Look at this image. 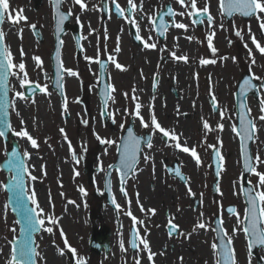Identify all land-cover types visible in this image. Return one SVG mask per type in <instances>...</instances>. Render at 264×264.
I'll return each mask as SVG.
<instances>
[{"label":"rangeland","instance_id":"rangeland-1","mask_svg":"<svg viewBox=\"0 0 264 264\" xmlns=\"http://www.w3.org/2000/svg\"><path fill=\"white\" fill-rule=\"evenodd\" d=\"M41 1V5L34 9V0H8L10 8L6 13V21L2 29L4 39L7 34L11 38L10 45H12V48L9 49L8 47L7 49L11 53L12 63L13 65H19L24 61L28 81L38 83L41 87L47 85V90L44 94L31 99H20L15 97V93L23 92V88H21L17 76L12 75V79L9 82L12 85L9 94L13 103L19 107V109L14 108V110L12 108V125L15 132L26 128L38 144V147L33 148L30 141L26 142L23 138L15 135L20 141L22 152L27 151L32 154L30 165L34 170L36 168L38 177L32 191L35 192L37 201L39 198L36 192L37 190L40 192L43 200V203L38 204L40 209L43 210L40 218L44 219L45 223L42 234H39L35 241L37 244L36 249L39 253L37 257L38 264H44L47 258L49 260L52 252L56 255L59 264H74L71 263L66 255V250L74 246L75 249L78 248L80 253L83 254L86 249L85 241H77L75 234V230H78V232L83 231L79 230L71 222V217L74 215V212L80 209L78 205L81 206L80 198L77 196V190L82 189L80 185H82L83 179L79 178L77 181L74 180V182L72 180V170L78 165L71 162L72 157L69 150L71 149L70 146L75 148V146L80 144V147L76 151L73 150L71 154L74 153L79 156L80 153L85 152L86 147L91 144L89 143L91 140L88 139L86 134L91 132V129L89 131V127L92 126L93 119L91 120V115L84 114L81 104H76L78 103L77 101L76 103L74 102L75 108L72 110L70 97L67 103V112H65L63 104L55 98L53 92H49V80L51 78L49 53L54 43L52 28L54 21L51 0ZM112 1L108 0L109 3ZM80 2L85 5L84 9H81L80 4L75 3V0H62L60 5L63 10L70 14L71 19L69 25L77 22L80 26L81 37H83L82 50L79 56H76L75 53L70 28L67 29L62 37L63 46L60 59L63 70L71 69L78 74L75 77L68 76L66 71H64V79L62 80L66 94L69 93V96L78 94L80 84L97 81L98 70L96 68V61L98 52H102L103 55H109V57L111 54H117L119 62L122 60L127 70L117 72L114 63H111V74L118 76L121 80L119 85L117 84L118 87H116L118 93L115 92L117 98L123 95L121 104L124 111L121 114L119 112L120 119L124 118V112L129 114V116L133 115L130 109L131 97L136 94L139 95L138 98L140 100L143 99L140 103L143 108L141 107L139 111H151L154 108L161 112V107L159 106L163 104V113L170 118L172 121L171 124L174 125L178 113L176 112L177 114L173 115L171 112H165L168 108L170 111H173L175 104H178V107H182L181 105H183L185 110L190 112L191 115L190 119L187 120L178 117L188 129L191 128V133L189 135L186 134L187 138L191 137V140H197L199 143L218 146L222 150H219L222 159L220 160L219 183L216 189L218 195L216 194L215 197L217 199L221 198L226 205L235 202L233 200L235 196L232 197V188L235 187L233 180L234 175L236 176L241 171V164L237 157L239 153L235 156L238 159L235 162L232 159L233 154L231 153V149L233 148L232 143L234 145L237 143L235 145L237 151V145L239 143L234 141V133L236 131L233 128H236L234 120L236 112L235 106H232V104L234 103V92L236 91L241 73L245 72L248 66L254 72L256 81L260 82L264 78V53H261L252 41V38L255 37V40L260 46L264 47V28L261 27V24L264 23V12H260L246 20L235 15L230 21H226L220 13L219 0H196L197 8L202 10L207 5L209 9L208 14L213 17L212 26H209L204 21L202 27L197 28L190 21L191 17L187 15L191 10L188 0H186L183 6L179 0H133V3L137 5V11L134 10L132 17L128 18V24H133L136 29L137 27L139 28V34L144 41L154 42L155 37L152 35L153 25L149 17H154L157 11L164 9V6L167 4H170L176 13L174 21L187 26L186 29H178L176 27L169 29L166 32V41L162 43L163 47L158 48L157 53L158 60L160 57L169 55L171 52H175L177 56L185 55L188 57L187 62L176 60L173 57L169 58L164 64H161L159 60V72L163 73V77L169 80H172L173 77L176 84L161 86L157 89L158 91L156 90V93L154 92L155 94H152L151 87L148 85V81L150 80L148 75H150L153 68L152 65L149 67L148 63H145L147 54H149L147 51L148 48L138 47L131 42L130 36L128 35V26L123 20L121 21L111 14L105 18L101 15V0H80ZM115 2L123 8L128 4V0H115ZM181 12H184L185 15H180L179 13ZM138 13L140 15L139 18ZM9 16L12 17L11 20L8 19ZM20 16H23L25 19H19ZM13 21L17 22L13 23ZM130 21H134L135 23ZM33 25L38 28L42 41L36 38L32 29ZM238 31L241 33L240 36L236 35ZM212 33H214L212 44L217 50L215 54L208 47L207 38ZM149 37H151L150 40ZM120 45L122 48H120ZM117 46H119L122 53L115 51ZM139 52L142 53L140 54ZM24 53L27 55V63L23 58ZM136 55L138 57V63L135 60ZM223 56H226L228 60L227 65H223L221 62ZM34 57L41 58L42 63L39 67ZM86 57L90 59H86ZM201 59H215L216 63L202 65L200 63ZM253 60L255 63H252ZM139 68H142L143 75H141ZM12 71L18 73L20 78H23V74L19 73L18 68L14 67ZM145 77L147 82L144 81ZM256 77L259 79H256ZM215 80L217 84L213 85ZM144 85L147 89L146 93L143 92L141 87ZM171 87L174 88L176 94L170 92ZM133 89H135L134 92ZM209 95H214L216 98L218 105L217 112H214L210 108L208 102ZM114 96L113 100H117V98L114 99ZM80 101L87 103V98H83ZM248 103L250 107L249 114L255 122L254 124H256V135L259 138V142L255 141L252 143V151L255 157L257 155L260 156L258 168L264 172V167L262 166L264 161V132L259 133V127L263 126L264 129V121L259 119L262 115L260 103L252 97H249ZM93 105L95 108L97 107L96 101L90 100L88 106ZM191 109H194L195 112L192 113L190 111ZM89 110L88 108L86 111L89 113ZM221 112H223V117L221 116ZM41 113L43 114L42 116L40 115ZM220 117L222 120H220ZM25 119L27 120V124ZM85 120L88 121L87 124L84 123ZM21 121H23V124ZM76 121L80 122L78 132ZM204 121L208 122L211 131L204 129ZM217 125L226 127L231 134L232 142L228 137L224 138L225 142L220 139L219 130L221 128H218ZM61 129H64L63 133H61ZM257 138L256 140H258ZM63 139H66V141H63ZM260 141H262L261 146L258 145ZM5 146L0 138V161L5 156ZM100 150L103 151L104 148H100ZM196 152L200 163L197 164L195 162L196 164H193V160L191 162L192 165L190 166L189 173L193 178L190 181V190L192 197L199 199L200 203L194 207V201H189L192 213L194 214L195 212L194 215L192 214V219L189 222L191 225L189 234H203L201 241L204 240V243L208 245L210 242L208 228L201 229L197 227L198 223H205V221L200 220L199 217L195 219V216L199 212H208L207 210L210 207L208 200L212 199L210 189L213 182V174L211 164L209 163V150L204 151L202 149L201 151L196 150ZM106 156L107 153H105L104 160ZM4 178L5 174L1 169L0 185L4 184ZM27 181L29 187L30 181ZM169 181V183H158L159 189H155H158L160 196L175 193L174 196L177 198L178 191H180L177 187L181 186L173 182L172 179ZM185 190L189 191V188L186 187ZM5 199L6 192L3 190V187H0V244L7 247V255L0 248V264H8V260L11 257V245L9 242L12 236L18 235L17 230L19 227ZM176 201H174L175 205H177ZM79 212L81 214V211ZM214 214H216V211ZM49 217L55 218L58 223L52 224L48 219ZM63 220L67 223V234H63L62 232L64 225H66ZM60 224L63 226L62 229H60ZM47 227H52L53 231L51 233L47 232L45 230ZM206 234L208 235L207 237ZM80 259L83 260L84 258L80 256L78 260ZM85 261L87 262V260H84L83 263ZM191 264H195L193 260Z\"/></svg>","mask_w":264,"mask_h":264},{"label":"flooded vegetation","instance_id":"flooded-vegetation-1","mask_svg":"<svg viewBox=\"0 0 264 264\" xmlns=\"http://www.w3.org/2000/svg\"><path fill=\"white\" fill-rule=\"evenodd\" d=\"M128 35L131 42L134 45H138V47H143L144 42H147L146 40H142L140 44H137L132 40L131 34L129 33ZM153 36L156 39L153 42L156 44V47L153 49L148 48L149 54H147L145 63H148L149 67L152 65L153 68L150 75H148L150 78L148 85L151 87L152 94H155L159 87L169 84L174 85L176 82L173 77L172 80H169L163 77V73L159 72V60L161 64H164L172 57L169 54L160 57L158 60V48L163 47L162 43L166 41V38L158 39L155 35ZM139 53L141 54L142 52ZM76 56H79V54L76 53ZM99 57L107 61L105 67L106 80L111 84L119 85L121 80L110 72L111 60H109V55ZM135 60L138 63L137 55ZM152 62L154 63L152 64ZM120 63L123 64V61L121 60ZM96 65L97 70H99L98 64ZM139 71L143 75L142 68H139ZM154 77L157 81L155 88H153ZM146 80L145 77L144 81L147 82ZM94 83L95 81L80 84L78 94L72 95V110L75 108L74 102L76 103L77 101L78 103L76 104H81L84 114L91 115V120L93 119L92 126L89 127V131L91 129V132L88 131L89 134L85 133L88 139L91 140L89 142L91 144L79 156L75 154L76 159L74 163L78 166L73 169L71 175L73 176V182L79 178L83 179L80 187L84 190L83 192L79 189L77 190L81 206L78 205L80 209H77L71 217L72 224L83 231L78 232V230H75L77 241H85L86 248L83 254L80 253L78 248V250L74 249L76 261H79L78 258L81 256L84 258L83 261L87 260L83 264H137V261H139V264H161L163 263V258L168 259V264H191L192 260L195 264H217L219 246L224 244L231 249L235 264H264V247L257 246L250 248L249 237L244 232L247 201L240 189L241 171L236 176L234 175L233 180L235 187L232 188V197L235 196L233 199L235 202L227 204L231 205L236 211L228 214L225 211L227 205L223 203L221 198L217 199L215 197L217 192L214 195L211 194L212 199L208 200L210 204L208 212H199L195 216V219L199 217L200 220L205 221L206 227L209 230L210 242L206 245L204 240L201 241L203 236L201 234L196 243L193 240L194 234H189L191 230L189 222L193 214L189 201L193 200V197L189 191L185 190L186 187L190 189V181L193 178L189 173L190 166L192 165V157L189 152L193 147L200 151L202 149L204 151L210 150L208 148L209 144L199 143L194 139L191 140V137L187 138L186 134L189 135L191 133V128L188 129L187 126L184 129L180 128L179 124L183 122L180 121L181 117H179L180 119L176 117L174 125L171 124L172 121L163 112L157 111L154 108L151 111L141 110L139 116L134 115L136 110L132 111L131 114L133 115L131 116L124 112V118L120 119L119 112L121 114L124 108L122 106L113 105L110 107L108 105L106 119L104 120L101 102L95 94ZM92 88L93 95L91 94ZM170 92L176 94L173 87H171ZM82 98H87V103L81 102ZM90 100L97 101L96 108L94 105L88 106ZM141 102L139 101V103ZM88 108L90 109L89 113L86 111ZM91 112L94 114L92 113V115ZM171 113L173 115L177 113L190 115L188 111ZM153 114L156 116L157 122L161 127L170 132L169 137L165 138L158 130H153L151 127V117ZM141 117L149 124L148 128L142 126ZM187 119H190V117H184L183 120ZM78 121H76L77 132L80 125ZM129 128L133 130L135 137L140 138L141 147L137 152L138 161L136 167L130 173L128 179H125L123 183L124 191L122 192V170L120 165H114V162L117 157L118 144L122 141L124 144L128 139L127 129ZM173 132L177 135V140L171 139V133ZM236 135L235 132L234 141L238 142V136ZM148 136H151V148L148 147L145 139ZM101 140L105 142L101 143ZM108 141L112 143H107ZM176 143L180 144V148L174 146ZM79 147L80 144L75 146L74 150L76 151ZM183 147H188L190 151L188 153L183 152ZM100 148H104V150L101 151ZM103 152L107 153L105 160V153ZM146 156L148 159H145ZM257 157L260 156L257 155ZM258 166L259 163H256L255 168H258ZM262 166L264 167V161ZM237 167L239 166L237 165ZM257 168L256 172L264 174L262 169ZM177 169L185 178L184 180H181L175 174V170ZM106 178L110 180L109 188L105 185ZM170 179L181 186L177 187L180 189L177 198L174 196L175 193H171V195L163 194L162 196L158 193V183H169ZM248 179L250 185L255 186L256 191L264 192V188L259 187V176L250 173ZM155 188L158 189L156 190ZM125 192L127 195L124 194ZM113 200H115V204L112 203ZM175 200H177V205H175ZM194 201L196 203L195 207L198 206L200 200L195 198ZM260 207L264 209V204H261ZM214 209L216 214H214ZM149 210H154V213ZM79 211H81V214ZM133 217L136 218L135 221ZM216 217H220V232L224 240L218 241L216 237L215 224L213 222ZM170 220L178 226L179 232L182 235L174 234L169 236L168 224ZM140 221H143V223H140ZM82 223L85 225H81ZM261 223L264 224V219L261 220ZM134 228L137 243L135 249L132 248L130 243L134 238ZM160 233L163 245L156 241ZM143 239H146L149 243V249L147 250L140 243ZM91 241L94 246H104L105 244L106 247H101L100 252L94 251L91 249ZM121 244H123V248ZM213 244L217 245L216 249H213ZM196 245H199L201 251L198 254L194 250ZM149 251L156 254L152 260L148 259Z\"/></svg>","mask_w":264,"mask_h":264},{"label":"snow or ice","instance_id":"snow-or-ice-1","mask_svg":"<svg viewBox=\"0 0 264 264\" xmlns=\"http://www.w3.org/2000/svg\"><path fill=\"white\" fill-rule=\"evenodd\" d=\"M113 2L115 3V0H113ZM179 2L183 5L186 3V0H179ZM52 3H53V7H54L56 14L59 16V20H58V26H59L60 21L67 19V16L59 11L60 0H52ZM75 3L80 4L81 9L85 8V5L82 4L80 2V0H75ZM188 3L190 4L191 10L187 13V15L190 17H195L192 20L193 24L202 23V21L199 20V17L202 15H206L208 25L212 26L213 17L210 14H208L209 9H208L207 5L201 10V9L197 8L196 0H188ZM128 5H129L128 8H121V6L118 3H115L116 14L121 16V17H124L126 11L131 12L132 10L137 9V5L133 3V0H128ZM219 7H220L221 15H224L227 17H232L234 15V13H240L243 16L248 17V16H252V15H257L260 12H264V2H262V0H219ZM8 9H9L8 0H0V23H3V21L5 20V14L8 12ZM179 14L185 15L184 12H181ZM165 15L172 17V16H175L176 13H174L171 6L167 7L166 13H161V16L159 18V27L156 28V31L161 36H163L165 34V31L168 27V23L164 20ZM8 19L11 20L12 17L9 16ZM19 19H25V18L23 16H20ZM149 19L152 21H155L156 17H149ZM15 22H17V21H13V23H15ZM130 22L135 23L134 21H130ZM172 26H174L178 29H186L187 28V26L185 24L176 23L175 21H172ZM221 27H222V25H221ZM261 27L264 28V23L261 24ZM33 28H35L34 25H33ZM213 35H214V33L209 34L207 39H208L209 49H211L212 53L215 54L217 50L215 49V47L212 44ZM236 35L240 36L241 33L238 31L236 33ZM135 38H136V40H142V37L139 34V28L138 27H137V33H136ZM150 39H151V37H149V40ZM189 39H191V38H189ZM3 41H4V33L2 31H0V89L3 90V95L5 97H7V95H8V77L10 75H16L17 78L19 79L21 88H24L25 86H27L29 92L34 93L37 90H39L40 92H46L47 85L41 87L39 84H35L33 86L32 84L29 83V81L27 79V72L25 71L24 63H20L19 65H13L11 53L6 47L3 46ZM252 41L254 44H256L257 49H259V51L261 53H264V47L260 46V44L255 40V37L252 38ZM144 47L145 48H155L156 44L144 42ZM115 51L116 52L120 51L119 46H117ZM250 54H251V50H250ZM170 55L174 59L179 60V61L187 62V60H188L187 56H185V55L177 56L175 52H171ZM57 59L59 61V45L57 47ZM86 59H90V58L86 57ZM233 59H235V58H233ZM34 60L36 61L37 66L39 67L42 63L41 58L40 57H34ZM109 60H111V62L115 64V67L117 69L124 70L123 66L121 64L117 63L114 59H112V57H109ZM96 62L100 64L101 73H103V70L105 68V62L101 61L99 59H97ZM200 63L202 65H206L209 63L214 64V63H216V60L215 59H211V60L210 59H201ZM252 63H255V61L253 60ZM14 67L18 68L19 73L23 74V78H20L18 73L12 71V69ZM61 67L62 66L57 68L56 87L58 89H60L61 91H63V85L61 83V79H62ZM64 71H66L68 76L75 77L78 75L76 72H74L71 69H66ZM97 79L99 80V79H101V77L98 76ZM256 79H259V78L256 77ZM156 86H157V81L154 77L153 78V88H155ZM259 87L261 89H264V83H262ZM105 88L106 89H112L113 91H115L113 85H111V84H106ZM256 88H257V85L252 83L251 79H244L241 86H240V95L246 96V94L250 90H253ZM134 91H135V89H133V92ZM125 95H127V94H125ZM15 96L17 98H20V99H25L24 92H22V91L16 92ZM101 96L103 97V103L105 105V111H106V105L108 103V100L111 99V97L108 95L107 91H102ZM131 99L134 101H138V98L135 95H133L131 97ZM63 107H64V111L67 112V98L66 97H65V102H64ZM141 107H142V105L139 102H137L135 105L136 111H135L134 115H136V116L140 115L139 110ZM212 107H213V110L218 109L217 101H216V98L214 95L212 96ZM0 108L3 109V115L5 117V119L3 121H0V137H2L5 135V130H4L3 126L7 125V123H8V121L6 119V117L8 115V110H9V108L14 109L13 101L10 99L0 101ZM240 108L242 110H245L246 105L242 102L240 104ZM260 110L262 113H264V99L260 100ZM246 111L250 112V109H247ZM17 115H19V113H17ZM221 116L223 117V112H221ZM240 119H241V128L239 130H237L234 127L233 130L237 131L238 134L241 136L242 155H244V165H243L244 169L248 173H254L255 175L259 176L260 177L259 187L264 188V174L256 172L255 167L251 163L250 157L246 154L245 145L243 143V141L246 138L249 140L252 139L251 133H253L255 131V124L251 120L250 117L248 118L246 125H245V116L242 115ZM259 119L261 121H264V115H261L259 117ZM21 123L23 124V121H21ZM84 123L87 124L88 121L85 120ZM141 124L144 128L149 127V124L146 123L142 117H141ZM121 127H123V125H121ZM151 127L153 128L154 131L158 130L160 133H162L163 137H165V138L170 136V132L168 130H165L163 127H161V125L157 122L156 116L154 114L151 117ZM203 127L206 131H211L210 125L208 124L207 121H204ZM217 127L222 129L223 126L217 125ZM60 131H61V133H63L64 129H61ZM127 131H128V139L125 141V143L122 147V150H119V151H121L120 168L122 170V174H121V184H122L121 191L122 192L124 191L123 183H124L125 177L129 173L134 171L135 165L137 162V152L140 150V147H141L140 138H137L133 135V130L131 128H129ZM15 135L17 137H21V138L26 137L27 140L31 142V146L33 148L38 147L37 141L28 133L27 130L21 129L20 131L16 132ZM97 138L99 139V137H97ZM145 139H146L148 147L151 148L152 147L151 136H148ZM171 139L177 140V135L174 132L171 133ZM104 142L105 141L101 140V143H104ZM107 143H112V142L108 141ZM174 146L176 148H180L179 143H176ZM208 147L213 148L214 155H215V158L217 160V175H219L220 174L219 161L222 159V157L220 155L219 150L216 149L215 146L208 145ZM182 151L185 153H188L190 151V149L188 147H183ZM191 155L193 158L196 159V163L199 164L200 160L197 157V152H196V149L194 147L191 149ZM23 157H25V158L29 157V153L27 151H25L23 153ZM145 159H148V157L146 156ZM256 160H257V163L260 162L259 157H257ZM6 167H7L8 171L11 173V176H10L8 182L0 185V187H3L4 189L8 190L9 192H11L13 194V200L15 202V207L20 212V214L23 218L24 228L21 231L25 234L24 239L19 240V241H10L9 242L13 245V247H12L11 257L8 260V264H36V257L39 256V253L36 251V247L34 246V244L31 241V234L37 230L38 225L41 228H43L45 221H44V219L40 218V214L42 213L43 210L40 209V206L36 200L35 192L32 191L31 195H29L25 191L24 175L26 173H28V168L25 165L24 160L21 159L20 154L17 152V150L15 148L12 149L8 159L6 160ZM175 174L178 177H180L181 180L185 179L178 169L175 170ZM29 178L33 181L36 180V177L31 176L30 174H29ZM83 191L84 190L81 189V192H83ZM241 191L245 195V197L248 201V204L250 205L249 208L247 209L246 213H245L246 225L244 227V232L248 235L249 240H250L249 247L250 248L257 247V246L264 247V224L261 223V220L264 219V209H262L260 207L261 204H264V192L256 191L255 186L249 187L247 192H244L243 188L241 189ZM189 193L191 194L190 189H189ZM124 194L127 195L126 192ZM25 197H27V199L30 200L31 204L35 205V207H28L27 204L25 203ZM112 203L115 204V200H113ZM5 207H7V205H5ZM149 211L154 213V210H149ZM227 211L229 214H232L236 210L234 208L230 207V208H228ZM48 219L51 221L52 224L58 223V221L53 217H49ZM135 219L136 218L133 217L134 221H135ZM140 223H143V221H140ZM215 223L219 226L220 220L217 219ZM197 227H199L201 229H205L206 224L203 222H200V223H198ZM45 230L47 232L51 233L53 231V228L47 227ZM214 230L219 231V229H214ZM168 231H169V236H172L174 234L182 235V233L179 232L178 226L175 225L174 223H172L171 220L169 221V224H168ZM133 237L134 238L131 240L130 243H131L132 248L135 249L137 247V243H136V239H135V228L133 229ZM220 239H223V237H220ZM140 243L143 244L144 249H146V250L149 249V243L146 239L141 240ZM121 247L123 248V244H121ZM216 248H217V245L213 244V249H216ZM219 248H220V250L217 253V255H218L217 264H235V260L233 259L231 249L224 244H221L219 246ZM154 255H156V254L151 253L149 251L148 259L152 260ZM77 264H83V260L81 259V260L77 261ZM137 264H139V261H137Z\"/></svg>","mask_w":264,"mask_h":264},{"label":"water","instance_id":"water-1","mask_svg":"<svg viewBox=\"0 0 264 264\" xmlns=\"http://www.w3.org/2000/svg\"><path fill=\"white\" fill-rule=\"evenodd\" d=\"M36 1V5L38 6L39 4H40V0H35ZM10 8V7H9ZM9 10V9H8ZM240 14V13H239ZM240 15H242V14H240ZM243 16V15H242ZM244 18H249L250 16H248V17H245V16H243ZM5 18H6V14H5ZM228 18H230V17H227V19ZM67 20H68V17H67V19H64V22H67ZM5 21H6V19L4 20V23H5ZM158 22H159V20H158ZM4 23H3V25H4ZM0 25H1V23H0ZM65 29H66V26H63L62 25V23L61 24H59V26H57L56 27V33H57V38H59L60 37V35L65 31ZM1 31L3 32V29L1 28ZM5 40V39H4ZM3 45H4V47H5V41H3ZM246 71H249L250 73H251V75H252V78L255 80V75H254V72L252 71V69H251V67L250 66H248V68H247V70ZM11 79H12V75H10V80H9V82L11 81ZM244 79H251V77L249 76V74H247V73H245V74H243V78H242V81H240L239 82V85H238V88H237V91L235 92L236 94H235V99H236V108H237V112H238V119H239V124H237L238 125V130L241 128V116L242 115H244L245 116V125L247 124V120H248V115L246 114L247 112H246V109L245 110H242L241 108H240V104L243 102L245 105H246V103H247V109H250V107H249V103H248V99H249V97H252V96H249L248 97V99H247V102H246V97L249 95V94H252L255 98H258V85H257V83H255V82H252V83H254L255 85H257V88L256 89H253V90H250L247 94H246V96H241L240 95V86H241V84H242V82H243V80ZM252 80V79H251ZM8 82V83H9ZM259 82V81H258ZM262 83H264V80H263V82ZM9 86H10V92H11V83H9ZM262 90H260L259 92H260V100L261 99H264V89H263V92H261ZM6 99H9V94L7 95V97H5L4 95H3V90L2 89H0V101H4V100H6ZM12 100V99H11ZM13 101V100H12ZM246 102V103H245ZM258 102H260V101H258ZM11 111H12V108H10V113H11ZM248 114H249V112H248ZM250 115V114H249ZM251 116V115H250ZM252 118V117H251ZM5 119V117H4V115H3V109L2 108H0V121H3ZM6 119H7V121H8V123H7V125H4L3 127H4V130H5V135L4 136H2L3 137V139H4V141H6L7 140V134H8V131L10 130V117H9V113H8V115H7V117H6ZM254 122V121H253ZM255 123V122H254ZM13 130V129H12ZM253 133H251V135H252ZM257 132H256V124H255V139H254V141H253V143L256 141V138H257ZM15 136V135H14ZM253 136V135H252ZM241 137V136H240ZM15 139L18 141V144H19V146H20V150H21V152H22V148H21V145H20V141L17 139V137L15 136ZM251 140V139H250ZM245 142L247 143V145H248V142H249V139H246L245 140ZM246 145V146H247ZM7 146H8V144H7ZM251 146V150L253 149V146L252 145H250ZM13 148H15L16 150L18 149L17 148V145L14 143L13 144V146H12V149ZM246 149L248 150V146L246 147ZM11 151L12 150H10V151H8L7 152V158L6 159H4L2 162H1V164H0V167L6 172V174L8 175L9 174V171H8V169H7V167H6V160L8 159V157H9V155H10V153H11ZM252 154H253V151H252ZM254 155V154H253ZM22 159V158H21ZM215 168V171H217V165L214 167ZM247 173V172H246ZM246 176V174L244 175V177ZM27 177H29V176H27ZM26 177V178H27ZM7 179V181H6V183L8 182V180H9V176H8V178H6ZM28 179V178H27ZM28 182V181H27ZM7 192H8V194H9V196H12V200H13V194L11 193V192H9L8 190H7ZM27 197H25V203L27 204V206H28V199H26ZM14 201V200H13ZM15 203V202H14ZM18 221L20 222V225H21V227H20V230H22L23 228H24V223H23V218H22V216L20 215L19 217H18ZM38 226H37V230L35 231V232H33L32 234H31V241H32V243L34 242V238H33V236H34V234L36 233V232H38ZM42 232H43V228H42V230H41V232L39 233V234H42ZM39 234H37L36 235V239H37V237L39 236ZM24 237H25V234L21 231V233H20V237H19V239L18 240H14V241H19V240H22V239H24ZM35 247L37 248V244H36V242H35ZM39 263V262H38ZM71 263H73V262H71ZM77 263V261H75L74 262V264H76Z\"/></svg>","mask_w":264,"mask_h":264},{"label":"bare ground","instance_id":"bare-ground-1","mask_svg":"<svg viewBox=\"0 0 264 264\" xmlns=\"http://www.w3.org/2000/svg\"><path fill=\"white\" fill-rule=\"evenodd\" d=\"M215 6H216V3H215ZM140 16V15H139ZM6 43H5V47L6 48H8L9 47V49L10 48H12V45H10L11 43H10V41H11V38H10V35L9 34H7V36H6V38H5V40H4ZM26 43V42H25ZM120 48H122V46L120 45ZM8 49V50H9ZM24 50V49H23ZM23 58L25 59V61H26V63H27V55L24 53L23 54ZM227 58H226V56H223V59L221 60V62H222V64L223 65H227ZM21 63H24L25 64V62L23 61V62H21ZM216 85L217 84V81L215 80L214 81V83H213V85ZM142 87V90H143V92L144 93H146L147 91V89H146V86L144 85V86H141ZM97 92H98V90H96L95 91V93L97 94ZM174 103V102H173ZM176 103V102H175ZM191 103V102H190ZM163 105V104H162ZM162 105H160L159 107H161V112H163V109H162ZM190 105V104H189ZM182 107H178V104H175V106H173V108H174V110L173 111H170V109L168 108L167 109V111L166 112H174V113H176V112H187L186 110H185V107L183 106V105H181ZM14 107L15 108H18L19 109V107H18V105L17 104H14ZM177 108H180V109H177ZM192 113L193 112H195V110L194 109H191L190 110ZM41 116L43 115L42 113L40 114ZM191 117V115H186V114H184V113H182V114H178V117H181L182 119H184V117ZM28 119H29V117H27ZM25 121H26V124H27V120L25 119ZM179 124V123H178ZM180 126H182L181 128L182 129H184V128H186V125L184 124V123H182V124H179ZM184 132V131H183ZM264 132V129H263V126H261V127H259V133L261 134V133H263ZM219 133H220V136L224 139V138H226V137H228L229 139H230V141L232 142L233 140H232V137L230 136L231 134H230V132L226 129V127L224 126V127H222V129H220V131H219ZM258 133V134H259ZM257 142H259V138H258V140H257ZM261 144H262V141H260V144H258L259 146H261ZM6 146H7V144H6ZM231 153L233 154L232 155V159H234V157H235V150L232 148L231 149ZM228 158V157H227ZM230 158V157H229ZM236 158V157H235ZM31 163L30 162H28V174H30L31 176H35L36 177V174H37V171H36V168H35V170L33 169V167L30 165ZM36 183V180H34V181H32V184L34 185ZM113 188V187H112ZM37 193H38V196H39V198H38V203H43V200H42V198H41V196H40V192L37 190L36 191ZM168 195H171L170 193L168 194ZM63 222H65V224L66 225H64V229H62L63 228V226L60 224V227H61V229H62V232L64 233V234H67V232H68V229H67V223H66V221L65 220H63ZM78 223V222H77ZM81 225H85L84 223H82ZM159 235V238H156V241L158 242V243H161L162 244V242H161V233L160 234H158ZM201 237V233H196V234H194L193 235V240L197 243V239L198 238H200ZM163 245V244H162ZM0 248L2 249L1 251L3 252V253H5V255H7V247H5L3 244H0ZM195 251H196V253L198 254V253H200L201 251H200V247H199V245H196V247H195V249H194ZM6 251V252H5ZM52 254V258L50 257V259L48 260V258L46 259V261H44L45 263L44 264H59V262H58V260H57V258H56V255L54 254V252H52L51 253ZM157 264V263H156ZM161 264H168V259L167 258H163V263H161Z\"/></svg>","mask_w":264,"mask_h":264}]
</instances>
